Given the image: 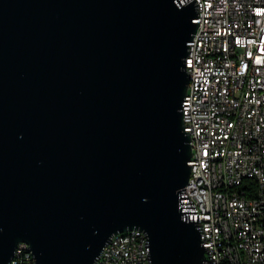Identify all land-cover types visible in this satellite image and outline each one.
<instances>
[{
	"label": "water",
	"instance_id": "water-1",
	"mask_svg": "<svg viewBox=\"0 0 264 264\" xmlns=\"http://www.w3.org/2000/svg\"><path fill=\"white\" fill-rule=\"evenodd\" d=\"M195 0H0V264H95L122 231L204 264L183 217Z\"/></svg>",
	"mask_w": 264,
	"mask_h": 264
},
{
	"label": "built area",
	"instance_id": "built-area-1",
	"mask_svg": "<svg viewBox=\"0 0 264 264\" xmlns=\"http://www.w3.org/2000/svg\"><path fill=\"white\" fill-rule=\"evenodd\" d=\"M195 1L182 106L191 173L180 206L201 226L204 264H264V0ZM27 244L10 264H35ZM148 249L147 233L130 229L95 264H152Z\"/></svg>",
	"mask_w": 264,
	"mask_h": 264
},
{
	"label": "bare ground",
	"instance_id": "bare-ground-1",
	"mask_svg": "<svg viewBox=\"0 0 264 264\" xmlns=\"http://www.w3.org/2000/svg\"><path fill=\"white\" fill-rule=\"evenodd\" d=\"M122 235H128V230L127 231L119 232V233L115 234L114 237H121ZM27 251H31L29 249V244H27ZM148 258H149V260H151V257H150V249H148Z\"/></svg>",
	"mask_w": 264,
	"mask_h": 264
},
{
	"label": "trees",
	"instance_id": "trees-1",
	"mask_svg": "<svg viewBox=\"0 0 264 264\" xmlns=\"http://www.w3.org/2000/svg\"><path fill=\"white\" fill-rule=\"evenodd\" d=\"M19 264H25L24 262H20Z\"/></svg>",
	"mask_w": 264,
	"mask_h": 264
}]
</instances>
